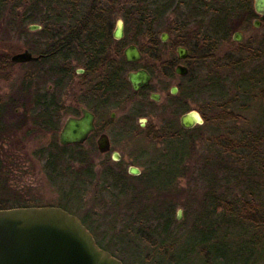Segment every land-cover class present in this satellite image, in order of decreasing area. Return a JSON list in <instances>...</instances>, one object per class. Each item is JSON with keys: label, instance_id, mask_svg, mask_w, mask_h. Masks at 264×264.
Listing matches in <instances>:
<instances>
[{"label": "rangeland", "instance_id": "374dc122", "mask_svg": "<svg viewBox=\"0 0 264 264\" xmlns=\"http://www.w3.org/2000/svg\"><path fill=\"white\" fill-rule=\"evenodd\" d=\"M152 1L156 0H148L150 3ZM186 1L157 0L159 6L167 7L170 4L172 6L158 20L155 39H152L146 30L142 29V32L133 23L128 27L125 26L122 18L118 17L117 21L123 23L124 37L116 41L117 45L111 48L110 54H113L115 47L121 49L122 53L127 45L131 43L138 45L143 52V65L154 74L151 90L160 93L161 101L143 110L146 114L144 120L129 116L133 120L126 123L125 127L122 122L128 117L127 115H131L128 109L118 107L104 112L105 108H102L99 112L105 116V119L109 118L111 112L116 114L109 137L121 157L120 163L116 164L111 159V155H100L87 145L80 148L70 147L67 151L72 152L73 155L79 153L80 158H84L86 163L79 164L73 161L68 165L66 164L68 161H64L59 168V176L51 174L50 168L46 166L47 159L59 150L58 147H61L60 130L65 120L78 112L80 99L91 91L96 83L93 80L96 79V75L79 73V69L82 68L73 62L72 67L74 66L75 69L72 78L65 79L60 87L55 86L54 81L59 76L55 75L54 71L51 72V69L55 68L53 65L63 67L67 63L57 58L50 59L46 61L47 63L35 64H15L10 60L14 54L28 50L27 46L37 50L44 48L43 43L46 44L48 41L37 33L42 30V25L31 24L39 26L38 30H30L31 25H26L29 36H19L13 32L7 34L3 30L4 27H1L6 24H0V52H2L0 53V106L3 107V110L0 108L2 113L0 115L4 114L7 117L4 119L5 125L2 123L0 132V209L21 206L66 208L63 210L80 220L85 219L83 225L91 230L90 233L96 244L100 243L102 248H105L103 250L109 252L122 264H203V257L200 256L196 261L186 252L188 248L194 249L195 247L192 246H196L197 242L202 240L200 231L195 228L188 231L187 229H190L195 217L202 212L204 195L209 185L211 186L210 182L215 186L226 183L223 179L228 177L227 170L222 171L223 169L216 166L207 169V166L208 172H206V169L202 168L204 165L201 160V154L207 153L205 149L208 139H212L221 131H218L216 124L212 126L213 122H209L206 126L202 125L198 129L197 126L194 130L183 134L182 137L190 141L191 158L185 163L186 170L183 175L167 185L168 187L165 185L173 177L172 167L165 166L166 168L150 174L155 166L168 162L171 157L156 154L160 152L159 149L164 151V145L153 139V133L156 130L160 131L167 121L173 122L177 127L178 119L185 112L180 111L183 107L186 111H198L199 108L204 107L207 95L201 89L205 87L206 77L212 69L219 68L217 72L225 78L229 76L233 78L234 74L247 72L250 68L247 62L251 58L248 53L251 49H256L264 39V25L255 27L254 21L258 19L256 17L235 18L231 24L235 25L236 29H230L228 38L218 43L217 49L212 54L213 57H209L208 41L210 40H207V36L214 32V20L220 16L216 15V12L222 7L226 8L234 0H202L204 3L198 12L200 17L189 16L183 7ZM189 3L192 4L191 0ZM253 4L254 0H251L252 7ZM183 20L186 26L179 27V23ZM117 21L114 22L113 30ZM220 25L222 26L221 23ZM174 26L182 32H174ZM236 32L241 35L240 42L233 40ZM163 33L168 35L166 42L161 41ZM177 35L190 46L197 43L196 53L184 62L177 59L178 46L175 44ZM203 39H206V42ZM185 48L189 49L187 45ZM5 56L7 58L3 63L1 57ZM174 59H177L176 63L187 66L191 73L185 76L175 74L176 63H172ZM240 62L244 64L237 69L235 65ZM172 87L177 88L174 95L170 93ZM47 91L60 105L58 113L60 118L55 131L41 125L40 118L35 114L38 111H33L35 95ZM16 101L20 106L13 105ZM86 103L91 105L94 102L89 99ZM260 104L253 103L250 110L243 113L245 119H239V122L232 127L235 126L236 131L245 132L251 130V127L254 128L256 123H253V120ZM13 113L16 116H12ZM12 119H17L18 122L9 123ZM139 123H142L144 129L140 128ZM210 147L217 150L213 145ZM181 152L182 149L179 154ZM88 167L93 169L92 180L86 179L83 175ZM130 167L137 168L140 175L136 177L129 174ZM106 170L114 175L124 171L125 180L120 181L117 187H109L113 182L107 180L109 176L103 174ZM71 185L75 190L71 195H66ZM121 190L126 191L125 194H121ZM156 204L162 205V210L164 207H172L171 218L174 220L169 232L172 233L170 238L177 240L176 248L158 257L153 250L156 245L163 242L158 241L162 238L158 237L157 233L152 234L154 230L157 232L158 227V222L153 220L157 216L153 217L151 211L153 206H157ZM143 207L146 209L145 215H153L148 217L151 218L147 219L148 221L143 219ZM178 213L180 218L177 217ZM199 220L211 231V224L204 215ZM224 232L223 230L215 234L212 232V238H221ZM207 236L206 234L205 237ZM244 237V234L229 235L228 238L232 239L226 240L229 246L214 249V252L225 253V260L215 264H250L246 250L240 249L241 251L236 255L232 252L236 246L237 248H241L239 245L243 246ZM165 257L173 263L164 259ZM258 263L257 260L253 262V264Z\"/></svg>", "mask_w": 264, "mask_h": 264}, {"label": "trees", "instance_id": "16d2710c", "mask_svg": "<svg viewBox=\"0 0 264 264\" xmlns=\"http://www.w3.org/2000/svg\"><path fill=\"white\" fill-rule=\"evenodd\" d=\"M189 2L190 0H187L183 7L190 17H197L204 2L191 0V5ZM170 6H159L157 0L151 3L148 0H0V24H6L1 27H4L3 30L7 34L13 32L19 36H29L26 25L41 24L42 30L37 33L48 43H43L44 48L40 50L32 46H27V49L33 54L49 55L51 59L57 58L67 63L63 67L53 65L55 68L51 69V72L54 71L55 75L59 76L54 81L55 86L60 87L65 79L72 78L75 69L72 63L76 62L85 70V74L96 75V84L102 97L105 94L116 95L119 91L125 90L127 84L124 75L129 65L124 61L121 49L115 47L113 54H110L111 48L117 45L112 37L114 22L121 17L125 26L128 27L130 23H133L141 31L146 30L147 34L155 39L158 29L156 24L169 11ZM216 15L220 16L215 19L216 21L214 20V32L207 36V40H210L208 41L209 57H213L212 54L217 49L218 43L228 38L230 29H236V26L231 24L235 18H258L251 0H234L226 8L222 7L217 11ZM262 24L264 25V21ZM176 26H174V32L181 33V29H176ZM180 26H186L184 20L179 23ZM37 33L34 34L37 35ZM203 41L206 42V39ZM175 44L189 47L188 59L197 51V43L190 46L179 35ZM248 54L251 58L247 62L250 67L247 72L234 74L233 78L231 76L225 78L217 72L219 68L212 69L206 77L205 87L201 89L207 95L204 107L198 109L204 119L203 125L213 122L212 126L216 124L218 131H221L212 139H208L207 149H205L207 153L201 154L204 165L202 168L206 169L208 166L207 169H209L216 166L223 169L222 171H228V177L223 179L226 183L215 186L213 182H210L211 186L209 185L204 195L202 212L195 217L190 229H187L188 231L195 228L200 231L202 240L196 244L199 246H192L195 248H188L186 252L196 261L200 256L203 257V264L223 262L225 253L214 252V249L229 246L226 240H232L228 237L234 233L244 234L245 237L242 241L243 246L239 245L241 248L236 246L232 251L233 254H239L240 249H243L246 250L250 264H253L255 260L264 264V39ZM6 58V56L1 57L3 63ZM175 61L177 59H174L172 63L174 64ZM242 64L244 63H236L235 66L238 69ZM148 71L154 75L150 69ZM190 73L189 70L188 74ZM255 102L261 103L253 120V123H256L255 127H251V130L247 132L236 131L235 126L233 128L232 125L238 123L239 119H245L243 113L249 111ZM13 105L20 106V103L16 101ZM35 110L38 111L35 114L40 118L41 125L55 131L58 126V117H60L58 115L60 105L55 97L48 91L44 94L37 93L33 100V111ZM180 111L188 112L184 107ZM176 112H179L177 107ZM0 114H2L1 111ZM14 115L16 116L15 113L12 114ZM145 115L143 112V117ZM4 119L7 117L3 114L0 117V132ZM15 121L18 122L17 119H12L9 123ZM194 128L183 129L179 124L176 127L173 122L167 121L160 131H154L153 139L164 145V151L159 149L160 152L156 154L171 157L168 162L155 166L156 169L153 168L150 174L168 166L172 167L173 177L165 186L172 184L185 172V163L191 158V151L190 141L182 136ZM212 145L217 150L212 149L210 147ZM70 147L79 148L61 146L57 148L59 150L56 153L48 157L46 166L50 168L52 175L59 174V168L64 161H68L66 163L68 165L73 161L79 164L85 162L84 158H80L79 153L73 155L72 152H68ZM181 149L182 152L179 154ZM207 169L206 172H208ZM103 174L109 176L107 180L114 183L109 187H117L120 181L125 180L124 171L114 175L106 170ZM83 175L86 179L92 180L94 178L92 167H88ZM122 187L124 189V185ZM74 190L71 185L66 195H71ZM125 192L120 191L121 194ZM156 205L151 210L154 216H150H157L153 219L158 222L157 232L154 230L152 234L157 233V236L162 238L158 241L163 242L154 247V254L158 257L176 248L177 240L170 238L172 233L169 232L174 220L171 218L172 207H164L162 210V205ZM145 210L143 207V219L148 221L150 216L145 215ZM203 215L211 224V231L206 228L204 222L199 220ZM81 221L85 225V219ZM86 228L89 230L88 227ZM222 230L225 231L223 237L212 238V232L215 234ZM206 234L209 237H205ZM98 245L102 248L100 243ZM164 259L170 261L167 257Z\"/></svg>", "mask_w": 264, "mask_h": 264}, {"label": "water", "instance_id": "95a60500", "mask_svg": "<svg viewBox=\"0 0 264 264\" xmlns=\"http://www.w3.org/2000/svg\"><path fill=\"white\" fill-rule=\"evenodd\" d=\"M254 11L259 19L254 21V26H260L264 20V0H254ZM30 30H38L39 26L31 25ZM113 37L117 40L123 38V23L117 21ZM168 35L163 33L161 41L166 42ZM236 42L241 41L240 33L233 36ZM177 58L181 61L187 56V49L177 47ZM42 55L34 56L28 50L14 54L11 62L26 64L39 60ZM127 62H138L141 53L134 45L124 50ZM78 72H82L79 70ZM187 68L178 65L175 73L186 75ZM129 82L134 90L149 85L150 75L145 70H140L128 75ZM177 92L172 87L171 93ZM151 99L159 102V95L152 94ZM183 129H192L204 123L199 111L190 110L179 118ZM93 115L82 110L81 118L69 117L60 134L61 146L77 145L83 143L93 131ZM101 153L109 150L108 141L102 136L98 143ZM115 160L119 159L117 153L113 154ZM133 176L139 174L135 167L129 168ZM180 218V213H178ZM0 264H122L109 252L101 249L95 242L92 234L83 225L81 220L73 214L58 207H17L0 209Z\"/></svg>", "mask_w": 264, "mask_h": 264}, {"label": "flooded vegetation", "instance_id": "af4514ba", "mask_svg": "<svg viewBox=\"0 0 264 264\" xmlns=\"http://www.w3.org/2000/svg\"><path fill=\"white\" fill-rule=\"evenodd\" d=\"M258 19H259V15H258ZM262 22H261V24H262ZM115 28H116V26H115ZM114 31H115V29L112 31V37H113ZM123 37H124V34H123ZM113 39H114V41H120L123 38L117 40V39H115L113 37ZM130 45L136 46L138 48V50L140 51V53H141V59L138 62H127L125 60L124 50ZM36 56H38V55H36ZM122 56L124 58V61L129 65L127 70L125 71V75H124L125 76V80L127 82L125 90L119 91L116 95L105 94L104 96L101 97L100 94H99V89L97 87V84L94 83L95 85L93 86V88H91V91H89L87 93V95H84V97H82L80 99V105L78 106V112H76L74 115L70 116L72 118H81L82 110H86V111L90 112L93 115V126H94V129L87 136L86 140L83 143L77 144V145H68V146H77L79 148L83 147L84 145H87L88 147L92 148V150H95L100 155H111V157H112L111 159L114 162H116V164L120 163L121 157L119 156L118 152L114 149L112 140L109 137V131H111L112 128H113V123H114V120L116 118V114L114 112H111L110 115H109V118L105 119V116L101 115L99 111L102 108H105V109H103L104 112H105L108 109L118 108V107H125L131 113V115L130 114L127 115L128 117H125L124 118L125 120L122 122V124H124V127H125L126 123L130 122V120L131 121L133 120V118H130L129 116H134V118L135 117L136 118L139 117V119L140 118L143 119V110L144 109L145 110L149 109L153 104H158L161 101L160 93L155 92L154 90H151V82H152V79L154 77H153V75L150 74L148 69H146V67L143 65V62H142V60H143V57H142L143 56V52L138 47V45H136L135 43H131V44L127 45L122 51ZM47 57H48V59H47ZM50 59L51 58H49V55H42V57L39 60H37L35 62H30L29 64H35V63H38V62L41 63L43 61H45V63H47L46 61H48ZM178 61H180V60L178 59ZM181 61L184 62L185 60H181ZM175 63H176V61H175ZM170 65H172V63ZM178 65H182V64H179L177 62L175 64L174 72H175V69H176V67ZM183 66H185V65H183ZM185 67L187 68V70L189 72L188 67L187 66H185ZM79 70L82 71V72H79V73H81L83 75L85 74V70L84 69H79ZM140 70H145L150 75L151 80L149 82V85L141 87L139 90H134L132 88L130 82H129L128 75L130 73H134V72H137V71H140ZM188 72H187L186 75H188ZM93 80L95 82H97L96 79H93ZM50 88H52V87H50ZM170 93H171V90H170ZM152 94H158L159 95V102H155V101H153L151 99V95ZM89 99L92 102H94L95 104L94 103H92L91 105H89L87 103L85 104V102L87 100H89ZM59 118L60 117H58V119ZM66 120H65V122H66ZM145 121H146V119H145ZM65 122H64V124H65ZM64 124H63V126H64ZM178 124L180 126L179 119H178ZM63 126H62V128H63ZM139 126H140V128L144 129L143 128L144 126L142 125V123H139ZM62 128H61V130H62ZM61 130H60V132H61ZM102 136H105V138L108 141L109 150L106 153H101L99 151V149H98V143H99V140H100V138ZM114 153L118 154V156H119L118 160H115L113 158V154ZM128 172H129V169H128ZM139 175H140V171H139V174L137 176H139Z\"/></svg>", "mask_w": 264, "mask_h": 264}, {"label": "bare ground", "instance_id": "6f19581e", "mask_svg": "<svg viewBox=\"0 0 264 264\" xmlns=\"http://www.w3.org/2000/svg\"><path fill=\"white\" fill-rule=\"evenodd\" d=\"M179 47H183V46H179ZM183 48H185V47H183ZM186 49V48H185ZM188 56H189V51H188V49H187V56H186V58L184 59L185 61L187 60V58H188ZM204 120V119H203ZM204 124V123H203ZM202 124V125H203ZM197 126H201V125H197ZM196 127V126H195Z\"/></svg>", "mask_w": 264, "mask_h": 264}]
</instances>
